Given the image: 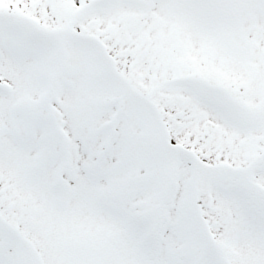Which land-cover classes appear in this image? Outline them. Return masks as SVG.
<instances>
[{
    "label": "snow or ice",
    "instance_id": "snow-or-ice-1",
    "mask_svg": "<svg viewBox=\"0 0 264 264\" xmlns=\"http://www.w3.org/2000/svg\"><path fill=\"white\" fill-rule=\"evenodd\" d=\"M0 264H264V0H0Z\"/></svg>",
    "mask_w": 264,
    "mask_h": 264
}]
</instances>
